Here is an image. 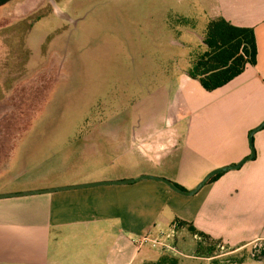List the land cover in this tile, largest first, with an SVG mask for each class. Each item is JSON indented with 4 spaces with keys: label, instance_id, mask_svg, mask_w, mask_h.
<instances>
[{
    "label": "rangeland",
    "instance_id": "374dc122",
    "mask_svg": "<svg viewBox=\"0 0 264 264\" xmlns=\"http://www.w3.org/2000/svg\"><path fill=\"white\" fill-rule=\"evenodd\" d=\"M176 2L12 0L0 7V152L7 153L11 140L16 141L10 164L0 171V186L18 188L30 177V186L66 185L98 167L129 175L165 166L166 173L176 172L169 165L181 156L170 155L175 147L183 153L186 128L196 119H179L177 84L204 50L200 39L208 23L200 7L189 6L195 26L186 25L175 15ZM206 101L195 110L211 102ZM134 140L142 143L145 156L130 150ZM157 141L166 144L164 150L147 152V145ZM173 219L158 231L182 253L177 255L181 264H211L196 256L201 239L186 228L167 238ZM12 240L0 238V264H106L110 243L77 242L80 251L75 241L63 240L64 257L49 253L53 240L25 248ZM214 247L221 264H253L250 255L243 261V250L235 252L224 243ZM21 249L26 250L22 255ZM148 251L156 260L163 252L143 246L136 264ZM234 256L235 261L225 262Z\"/></svg>",
    "mask_w": 264,
    "mask_h": 264
},
{
    "label": "crops",
    "instance_id": "0c3cea01",
    "mask_svg": "<svg viewBox=\"0 0 264 264\" xmlns=\"http://www.w3.org/2000/svg\"><path fill=\"white\" fill-rule=\"evenodd\" d=\"M189 6L200 7L208 22L223 17L235 26L253 28L258 55L256 65H248L243 73L214 91H206L199 81L187 74L179 77V119L189 116L196 119L186 128L183 153L175 147V154L170 155L178 158L176 153H179L181 156V160L169 165L176 172L166 173L165 166L164 169L141 170L129 175L117 171L102 172V167H98L94 172L73 176L75 179L66 181V185L52 182L30 186V177L18 188L0 186V195L135 179L131 175H169L173 183L191 191L210 171L237 164L250 156L249 134L264 121V0H177L176 17L195 26L188 18ZM184 7L187 8L185 11ZM200 41L202 43V38ZM205 99L207 103L211 102L205 108L195 110ZM189 106L194 107L186 113L183 108ZM181 122L180 129L184 130ZM237 125L240 130L236 131ZM15 144L16 141L11 140L7 153L0 152V171L10 164L9 154ZM140 144L134 140L130 150L143 155ZM165 147L166 144L157 141L147 145L146 151L159 152ZM254 148L253 160L240 169L208 181L190 197L174 192L163 182L141 180L136 182L139 184L101 185L0 198V238L12 237L20 248L30 242L48 245L53 240L54 247L49 253H57L56 256H64L61 251L63 240L75 241L80 251L82 248L77 242L83 241L86 246L85 242L95 241L101 246L102 242L110 241L106 264H136L140 251L136 241L148 232L159 233L158 228L172 223L175 218L191 223L235 252L247 250L253 264H264V128L254 135ZM93 151L97 154L98 150L94 148ZM186 159L190 160V166L184 165ZM53 232L57 235L52 236ZM25 251L21 249L18 253L22 255ZM147 253L139 264L156 260L149 251Z\"/></svg>",
    "mask_w": 264,
    "mask_h": 264
},
{
    "label": "trees",
    "instance_id": "16d2710c",
    "mask_svg": "<svg viewBox=\"0 0 264 264\" xmlns=\"http://www.w3.org/2000/svg\"><path fill=\"white\" fill-rule=\"evenodd\" d=\"M12 0H0V7L10 3ZM186 24H189L186 21ZM203 51L198 52L197 58L193 61V66L187 71V75L199 81L206 91L219 89L244 72L248 65H256L258 48L255 31L249 27H238L223 17L210 20L207 23L204 36L202 37ZM220 176L216 175L209 180L214 181ZM177 187L183 189L175 183ZM178 229L186 228L195 238L201 239L195 250L199 259H210L211 264H221L215 254L214 245L220 244V240H215L209 235L197 230L191 223L175 220ZM208 242V246H203ZM244 259L249 255L247 250ZM247 251V253H246ZM162 252V251H161ZM215 254V255H214ZM234 258L225 259L235 261ZM184 260L169 252H162L157 260L146 264H181Z\"/></svg>",
    "mask_w": 264,
    "mask_h": 264
},
{
    "label": "water",
    "instance_id": "95a60500",
    "mask_svg": "<svg viewBox=\"0 0 264 264\" xmlns=\"http://www.w3.org/2000/svg\"><path fill=\"white\" fill-rule=\"evenodd\" d=\"M264 128V121L255 129H253L250 134H249V143L251 146V155L244 158L239 162L238 164L231 165L229 167H224L220 169H216L212 172H210L199 184L198 186L191 190V191H186L183 189H180L173 183L171 180L166 179V178H160V177H155V176H141L139 178L135 179H130V180H118V181H105V182H98V183H92V184H83V185H76V186H70V187H63V188H54V189H48V190H40V191H33V192H24V193H17V194H5V195H0V198L4 197H11V196H20V195H28V194H37V193H43V192H56V191H64V190H70V189H80V188H87V187H95V186H101V185H119V184H130V183H136L141 180H155L159 182H163L166 184L168 187H170L174 192L183 195V196H194L196 195L204 186L205 184L214 176L231 171V170H237L240 169L245 163L248 161H251L254 159L256 152L254 148V135L262 130Z\"/></svg>",
    "mask_w": 264,
    "mask_h": 264
},
{
    "label": "built area",
    "instance_id": "2783aa9c",
    "mask_svg": "<svg viewBox=\"0 0 264 264\" xmlns=\"http://www.w3.org/2000/svg\"><path fill=\"white\" fill-rule=\"evenodd\" d=\"M178 228V224L174 223L172 226V234L167 235V238H173V232H176ZM164 234L159 232L158 235H154L152 232H148L144 234L140 239L136 241L139 248L143 246H149L152 249H159L164 252L173 253L174 255H182V253L178 250L175 244L167 242L163 239Z\"/></svg>",
    "mask_w": 264,
    "mask_h": 264
}]
</instances>
